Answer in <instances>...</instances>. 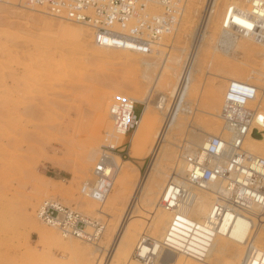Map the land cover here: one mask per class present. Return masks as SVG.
Here are the masks:
<instances>
[{"label": "rangeland", "instance_id": "1", "mask_svg": "<svg viewBox=\"0 0 264 264\" xmlns=\"http://www.w3.org/2000/svg\"><path fill=\"white\" fill-rule=\"evenodd\" d=\"M229 1L221 0L219 3L222 12ZM12 2L18 4V0ZM203 6L205 8V4ZM2 7L0 264H75L77 255L64 251V247L73 245L90 250L84 256L86 263L95 264L94 258L99 253L95 251L94 244L62 236L57 228L39 219L36 210L44 199L56 198L92 217L102 218L107 223V229L99 243L109 247L113 229L126 207L135 182L140 175L144 177L149 171L153 160L148 155L149 150L164 120L162 111L154 108L151 103L158 93L172 95L179 81V76L174 74L181 72V65L171 59L179 54L187 55L180 49L190 48L191 39L188 34L192 28L185 33L183 30L191 24L182 20L173 35L162 38L154 54L130 52L126 59L124 51H107L97 46L91 30L84 25L59 20L26 7L19 8L10 4ZM203 8L196 19L197 25ZM64 25L77 28L82 39L77 40L62 33L60 28ZM221 28L222 25H219L212 30L221 32ZM217 40L204 47L199 54L196 67L199 79L196 76L198 80L195 77L193 80V74L190 77L184 99L190 102L195 112L188 116L190 121L184 120L186 127L184 125L182 133L175 135L176 139H172L174 145L169 147L172 163L177 165V168L172 169L173 172L169 171L172 176L179 167V145L190 140L193 131L203 132V135L206 132L217 135L222 130L219 117L209 112L219 113L230 82L229 77L251 80L264 87V81L255 80L252 74L254 69L260 68L264 80V46L259 45L260 53L257 54L253 50L230 56L220 50ZM171 46L175 49H170ZM154 59L173 68L168 69L164 76L155 71H147L143 62ZM147 76H151L150 80ZM166 82L170 85L166 86ZM211 90L220 94V104H211L209 101ZM119 94L137 101L135 112L138 115L142 112V115L132 136L129 132L125 137L129 153L122 160L115 181L116 184L121 181L124 184V195L114 202L111 200L112 190L108 202L99 204L81 194L80 187L84 180L91 177V169L104 134L113 125L109 107L113 98ZM261 102L260 111L264 109V94ZM158 176L159 173H156L154 179H160ZM39 189L41 195L37 193ZM143 203L140 209L147 207ZM159 203L160 199L153 205V210L157 209ZM100 208L110 212L113 217L100 215ZM140 209L138 213L143 218L144 210ZM158 210H162L160 206ZM31 226L56 232L64 238V242L60 245L42 243L39 235L30 230ZM131 230L132 227L127 232L130 240L136 228L133 232ZM220 238L221 241L233 244L226 237ZM136 247L131 253L125 252L128 259L126 262L120 260L114 264H131ZM106 257L104 255L100 264H105Z\"/></svg>", "mask_w": 264, "mask_h": 264}, {"label": "built area", "instance_id": "2", "mask_svg": "<svg viewBox=\"0 0 264 264\" xmlns=\"http://www.w3.org/2000/svg\"><path fill=\"white\" fill-rule=\"evenodd\" d=\"M10 0H0L9 3ZM187 0H21L29 8L40 9L53 18L82 24L100 46L127 49L145 55L157 51L162 37L177 29ZM226 38L221 47H229L230 38L247 37L264 45V0H230L222 19ZM231 42V41H230ZM231 44V43H230ZM264 87L251 80L233 79L228 85L221 108L222 130L209 135L198 149L186 155L185 176L171 180L165 187L161 203L172 213L164 238L143 236L134 256L145 264H164V251L204 261L216 236L231 237L232 232H245L243 264H264V247L256 242L255 233L264 223V157L246 148L253 126L262 119L259 104ZM137 101L127 95L113 98L109 107L113 130L99 146L91 169L80 192L103 204L110 195L120 164L115 153L124 159L129 153L118 135L137 129L141 113L135 112ZM131 139V138H130ZM130 145V143H129ZM186 152V153H184ZM220 181L208 216L196 220L185 215L181 207L193 199L197 190H208ZM36 215L44 223L59 229L64 237H73L98 244L104 237L107 223L74 209L56 198H46Z\"/></svg>", "mask_w": 264, "mask_h": 264}, {"label": "bare ground", "instance_id": "3", "mask_svg": "<svg viewBox=\"0 0 264 264\" xmlns=\"http://www.w3.org/2000/svg\"><path fill=\"white\" fill-rule=\"evenodd\" d=\"M220 2L221 0H187L185 4V8L183 9L180 24L182 20H184V23L186 24H191L190 26L185 27L183 30V33H185L188 29L192 28L188 34L191 39V45L189 49L187 48L180 49V51L183 52L184 54L187 53L186 56H184L183 54H179L171 59L176 64L181 65V72L174 74L175 76H179V81H177L176 87L172 95H167L165 93L164 94L156 93L157 95L155 96V98L153 99L151 103V105L154 108L161 110L162 113L164 114V120H163V125L161 127V130L159 132V135H157L154 141V144H152L151 149L149 150L150 152L148 154L153 157V160L149 166L148 173L144 177L140 175L139 179L135 182L133 191L131 192V195L126 204V207L121 213V216L118 219L119 221L116 224L115 228L113 229V232H112L113 237H111L109 247H105L101 245L100 243L94 244L95 251L99 253V256L94 258L96 260L95 264H100V262L103 260L104 255H107L105 259V264H107V260L109 261V264L110 262H113V264L117 263L120 260L121 262H126L128 259L126 257L127 253L125 252L131 253L132 249L136 247L135 244L138 245L139 240L145 235L153 237L157 240H161L164 238L166 230L169 227L171 219H172V213L165 210V208L163 207L161 203L162 195L165 191V187L167 186L168 182L171 181L172 179L177 180L178 178L185 176L186 171L188 169L187 159L185 158L186 155L180 153L179 154L180 162L178 165L179 167L178 169H175L174 174H173L174 176H172V174L169 171H171L175 167L177 168V165H174V162L172 163V160H171L172 156L170 155L169 147L171 145H174V141L172 139H176L175 135L177 133L178 134L182 133V127H184V125L186 127V124H184V120H187V122L188 120L190 121V119H188V116L190 117V114L192 115L195 112L194 109H192L190 102L184 99V96L187 93L191 75L192 74L195 75V76H192L193 80H194V77H195V80L199 79L198 78L199 76H197L199 75L198 68L196 67L199 63V54L201 50L204 47L213 43L216 39H218L217 46L220 47V50L224 52L226 55H230V56L238 55L239 54L238 52L242 53V52L253 51V50L255 51V54H257V53H260L258 52V49L264 46L262 43H259L253 40L252 38L240 37V38L235 39V38H230L228 36L227 39L231 41V42L229 41L230 48L226 49V48L221 47L220 42L226 38V35H224L225 33H223L222 28H221V32L220 30H216V31L212 30L216 26L222 25V19H223L224 12H222V10L219 9ZM6 4H10V5L19 7V8L21 7L29 8L25 6L24 4H22L21 0H18V4L10 0L9 3H4L2 5H6ZM204 4H205V8H203ZM2 5H0V13L3 11ZM202 8L204 9V11H203L201 20H199L200 21L199 25H197L196 19L198 18L200 14V10ZM29 9L37 11L40 14H44L42 10L40 9H35V8H29ZM220 11H221V15H220ZM218 18H219V22H218ZM180 24L178 25L177 29H174L173 31L165 34L164 36L173 35L178 30ZM79 25H82V24H79ZM76 29L77 28H74V27L72 28L71 25L70 26L64 25V27L62 26L60 28V31L62 33L70 35L71 38L73 37L77 40H80L82 38H80L79 31ZM219 32H220V35H219ZM159 42L157 43V46L159 45ZM96 45L106 49L107 51H124L126 59L129 57L130 52H134V51L127 50V49L100 46L98 44ZM259 45H261V47H259ZM170 49H175V47L171 46ZM216 49L218 50V48ZM134 53H138V52H134ZM157 61L158 60H155V59L154 61L145 60L143 62V65L145 66L147 71H150V72L155 71L156 73H159L162 76H164V73L168 69L173 68L169 65H165L164 63L157 62ZM236 68L239 69V67H236ZM252 74L255 80L264 81L262 78L263 77L262 70L260 68L254 69ZM196 76L198 79L196 78ZM147 77L150 80L151 76H147ZM233 79H237V78L236 77L228 78L229 81ZM165 85L169 86L170 84L166 82ZM117 96L118 95H116L115 97ZM208 97H209V101L211 102V104H217V103L220 104V102L222 101V99L220 98V94H218L217 91L215 90H211ZM218 106H217V109H218ZM221 108L222 107L219 108L220 111L218 110L219 113L212 111V112H209V114L215 117H219V119L222 122ZM261 108H262V102L261 104H259V110ZM260 113L264 115V109L260 111ZM222 126H223V122H222ZM112 130H113V125L111 126V129L108 128L104 136L107 133H111ZM263 130H264V120L262 121L261 119L258 123H256L253 126L251 135L246 140V143H247L246 145L249 148L245 145L246 148H248L250 151L255 152V153L258 152L262 156H264V144H262V142L264 141V131ZM193 132L194 133H192L190 136L191 138L190 140H187L186 143L184 142L183 144L179 145L180 152L182 151V147H185V146L188 152H192V150L198 149L201 146H203L205 139L209 135H215V134L208 133V132H206L204 135H203V132L201 133H197L195 131ZM123 141H125V136L118 135L117 143H120ZM114 155H115V159L120 164V169H121V162L124 159H121L119 155L116 153ZM156 173H159L160 175L158 176L160 177V179L158 180L154 179L156 177V176L154 177ZM220 187H221L220 181H214L210 184V188L208 190H197L195 192L197 195L193 199H191L190 201L182 205L181 207L182 212L185 215L190 216L191 218H194V219L197 218L196 220H199V221L204 220L208 216L213 200L216 197L215 192L219 190ZM124 188L125 187L122 181L119 182L118 184L114 183V186L112 189L113 196L111 200L114 202H116V200H119L124 195V192H125ZM37 193L41 195L40 189ZM110 195L105 201L106 203L108 202ZM159 199H160V203L158 204V206H160L162 210H158V206L156 210H153V205L156 202H158ZM143 202L146 203L147 207L146 208L144 207L146 210L141 208L142 210H144V214H145V215L143 214L144 217L141 218L142 216H139V214L141 215V213H138V210L140 209ZM154 211H155V214L153 215ZM98 212L100 215L113 217V215L110 212L105 211L104 208L103 209L100 208ZM137 215L139 217H137ZM133 217H135L136 219H133ZM149 217L151 218L150 219L151 221L149 222V224H147L146 222ZM28 218L31 219L32 217L29 216ZM31 220L33 221V219ZM131 227L133 228V231H134V228H136V230L134 231V234L130 240L127 236V232H129L128 230ZM30 230L39 235V238L41 239L42 243L60 245L64 242V238L62 237L63 236L62 234L61 236L60 234H57L56 232L49 231L46 229H41L39 228V226L38 227L31 226ZM245 236H246V231L242 233L236 232V231L232 232V236L226 237V238L232 241L233 244H230L228 241H225V240H222L223 241L222 242L220 237H225V236H221V235L216 236V238L214 239V243L211 247L210 253L204 261H199L193 257L182 255L176 251L166 250L164 251L163 263L164 264H243L246 259V251L243 245V242L245 241ZM67 238L70 239L71 237H67ZM255 238H256V242L262 247H264V223L260 224L258 228L256 229ZM64 249H65L64 251H69L70 253L77 255L75 256L76 257L75 264H88L86 263L84 256L86 253H89L90 250L88 251V249L86 250L85 248L80 247L79 245L67 246V247H64ZM131 261H132L131 264H143L136 257L132 258Z\"/></svg>", "mask_w": 264, "mask_h": 264}, {"label": "water", "instance_id": "4", "mask_svg": "<svg viewBox=\"0 0 264 264\" xmlns=\"http://www.w3.org/2000/svg\"><path fill=\"white\" fill-rule=\"evenodd\" d=\"M259 120H261V119H259Z\"/></svg>", "mask_w": 264, "mask_h": 264}]
</instances>
